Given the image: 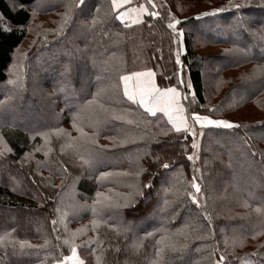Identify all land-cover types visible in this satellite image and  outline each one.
I'll list each match as a JSON object with an SVG mask.
<instances>
[{"label": "trees", "instance_id": "16d2710c", "mask_svg": "<svg viewBox=\"0 0 264 264\" xmlns=\"http://www.w3.org/2000/svg\"><path fill=\"white\" fill-rule=\"evenodd\" d=\"M205 1L0 0V264H264V0ZM144 71L238 127L145 113Z\"/></svg>", "mask_w": 264, "mask_h": 264}, {"label": "snow or ice", "instance_id": "6c2138e0", "mask_svg": "<svg viewBox=\"0 0 264 264\" xmlns=\"http://www.w3.org/2000/svg\"><path fill=\"white\" fill-rule=\"evenodd\" d=\"M81 4L84 3V0H79ZM239 7V5H236ZM118 19L120 17H117ZM177 22H173V24H169L168 27L174 28V24ZM179 35H182L180 33ZM176 63H180L179 56H177ZM152 72H138L133 73L132 77H136L137 79L133 82V86L131 89L128 87V81L132 79V77H122L125 81V89L124 96L130 101L132 104L137 105L139 108L143 109L145 113L155 117L157 113H162L164 117L167 118L169 124L177 131H181L183 128L185 131H190L192 136H196V131L194 128L190 127L187 124L185 117L182 115L184 109L179 103L180 93L176 88H165L161 90L155 84L151 82ZM141 77H146L148 79L141 80ZM74 122L76 117L73 118ZM192 119L196 124H199L202 128L205 126H217V127H225L232 128L238 127V125H233L230 122H225L222 120H212L206 116H200L199 114H192ZM75 126V123H74ZM195 141L193 140V147H195ZM191 159V157H188ZM164 167H167L165 164ZM192 187L198 193L200 192L199 185L193 182ZM100 194L97 193V196ZM193 202H196L195 195H193ZM73 257H75V249H72ZM68 259L67 257L65 258ZM223 259V258H221Z\"/></svg>", "mask_w": 264, "mask_h": 264}, {"label": "rangeland", "instance_id": "374dc122", "mask_svg": "<svg viewBox=\"0 0 264 264\" xmlns=\"http://www.w3.org/2000/svg\"><path fill=\"white\" fill-rule=\"evenodd\" d=\"M148 1H150V0H148ZM190 1H191L192 4H194V7H192V8H194L196 10L203 9V8H205L207 6V2L205 0H190ZM114 5H115V8H122V6H125V5L127 6L126 8L122 9V11L120 12V15H119L120 17L124 18V20L127 21V22L129 20H132V22L140 21L145 14L149 13V9L147 8V6L144 3L143 4H132V0H114ZM157 13H158L157 11H152V14L151 15H155ZM197 15H199V14H197ZM144 72H148V71H144ZM58 73L59 72H57V75H58ZM57 75L54 78V81L55 82L58 81ZM128 77H132V76H128ZM136 79H137L136 77H132V79L128 81V87H129V89L132 88L133 82ZM140 79L143 81V80H146L148 78L141 77ZM150 79H151V82L157 86V84L155 83V79H154L153 73H152V76H151ZM160 89L163 90V88H160ZM177 91L180 93L179 103L183 107V105H182V103H183V101H182V94H181V92L178 89H177ZM31 93L34 95L35 92L32 90ZM76 97L77 96H70V97H67L68 99L65 98L64 100L65 101H68L70 99L71 101H75V100L77 101V98ZM183 109H184V107H183ZM182 115L185 117V119L187 121V124L190 127L194 128L195 131H202L203 128L208 127V126H205V127L202 128L199 124H196L193 121L192 117L190 119L186 115L185 109H184ZM9 124H11V123L8 121V122H4L3 125L5 126V125H9ZM26 127H27V129H30V127H28L27 125H26ZM20 128H22V127H20ZM196 146H197V143H196ZM244 158H245V156H244ZM251 165H252V162H251ZM242 174L243 173L240 170H238L237 177L239 178L240 184L242 185V187H245L244 186L245 185V180H246V178H249V177L248 176L247 177H244ZM261 176H262V182L264 184V175H262V173L260 172L259 177H261ZM151 182L153 184V181H151ZM258 185H261V182L260 183L258 182ZM161 213H162V210H161ZM163 214L164 213H162V215ZM162 219H163L162 217L160 218L157 215H155L153 217V220H154L155 223L161 221ZM75 253H76L75 257H73V252H71L70 255L67 256V258H68L67 260L64 259L63 261L57 262L56 264H83V257L79 254V252H78L77 249H75Z\"/></svg>", "mask_w": 264, "mask_h": 264}, {"label": "crops", "instance_id": "0c3cea01", "mask_svg": "<svg viewBox=\"0 0 264 264\" xmlns=\"http://www.w3.org/2000/svg\"><path fill=\"white\" fill-rule=\"evenodd\" d=\"M208 127H217V126H208Z\"/></svg>", "mask_w": 264, "mask_h": 264}]
</instances>
